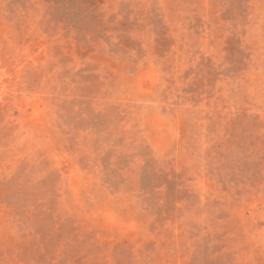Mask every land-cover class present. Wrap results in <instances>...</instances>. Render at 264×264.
Here are the masks:
<instances>
[{
  "label": "rangeland",
  "instance_id": "1",
  "mask_svg": "<svg viewBox=\"0 0 264 264\" xmlns=\"http://www.w3.org/2000/svg\"><path fill=\"white\" fill-rule=\"evenodd\" d=\"M0 264H264V0H0Z\"/></svg>",
  "mask_w": 264,
  "mask_h": 264
}]
</instances>
